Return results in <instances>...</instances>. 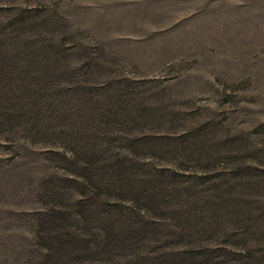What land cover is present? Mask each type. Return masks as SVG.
<instances>
[{
	"label": "rangeland",
	"instance_id": "1",
	"mask_svg": "<svg viewBox=\"0 0 264 264\" xmlns=\"http://www.w3.org/2000/svg\"><path fill=\"white\" fill-rule=\"evenodd\" d=\"M0 264H264V0H0Z\"/></svg>",
	"mask_w": 264,
	"mask_h": 264
},
{
	"label": "trees",
	"instance_id": "2",
	"mask_svg": "<svg viewBox=\"0 0 264 264\" xmlns=\"http://www.w3.org/2000/svg\"><path fill=\"white\" fill-rule=\"evenodd\" d=\"M89 178H90L89 175H86V177L81 175V177H80L81 180H83V181L87 180V181H89L90 183L94 184V182L91 181ZM119 181H120V179H119ZM108 222H110V221H108ZM106 226H107V228L109 227V226L107 225V223H106ZM111 226H112V225H110V229H111ZM111 230H112V229H111ZM112 231H113V230H112ZM113 232H114L115 234H118V233L115 232V231H113Z\"/></svg>",
	"mask_w": 264,
	"mask_h": 264
}]
</instances>
